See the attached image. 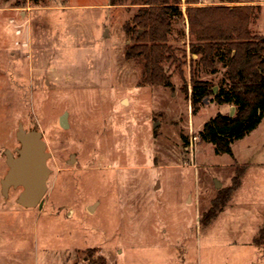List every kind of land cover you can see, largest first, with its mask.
Masks as SVG:
<instances>
[{"label":"rangeland","instance_id":"obj_1","mask_svg":"<svg viewBox=\"0 0 264 264\" xmlns=\"http://www.w3.org/2000/svg\"><path fill=\"white\" fill-rule=\"evenodd\" d=\"M219 2L193 8L259 6L250 31L264 37V0ZM137 8L0 0V181L19 125L42 134L50 170L41 209L0 188V264H264V117L233 156L201 143L203 124L227 109L207 99L192 114L181 91L185 83L190 92L198 60L188 53L187 6L169 36L185 51L181 72L165 68L172 88L142 86L141 65L124 58L123 27ZM193 67L219 87L221 65L214 74ZM235 179L217 217L201 225Z\"/></svg>","mask_w":264,"mask_h":264},{"label":"trees","instance_id":"obj_2","mask_svg":"<svg viewBox=\"0 0 264 264\" xmlns=\"http://www.w3.org/2000/svg\"><path fill=\"white\" fill-rule=\"evenodd\" d=\"M37 4L40 0H29ZM109 7L137 6V11L123 29L130 43L124 58L142 67V86L172 88L171 76L165 71L181 72L185 51L174 48L169 36L174 20L183 18L181 4L187 6L188 53L198 57L189 63L190 92L184 83L181 91L188 96L192 114L199 112L202 103L211 99L217 106L232 105V117L217 114L207 121L198 137L201 143L213 147L214 154L233 156L231 146L252 133L264 117V37L253 35L250 26L260 7L229 10L222 7L193 8L197 0H107ZM260 0H220V4L254 3ZM181 53L182 56H178ZM214 74L216 65L224 74L216 93L210 81L196 77L194 67ZM219 194L200 224L208 226L225 205L228 195L238 188ZM264 235V229L260 230ZM93 264H106L97 259Z\"/></svg>","mask_w":264,"mask_h":264},{"label":"water","instance_id":"obj_3","mask_svg":"<svg viewBox=\"0 0 264 264\" xmlns=\"http://www.w3.org/2000/svg\"><path fill=\"white\" fill-rule=\"evenodd\" d=\"M66 119L67 115L63 114L59 120L63 129L67 128ZM15 139L18 148L14 153L8 150L4 152L7 172L0 181L1 194L7 199L10 190L19 189L16 199L18 206L24 209H41L50 175L46 144L39 131H27L22 125L18 126Z\"/></svg>","mask_w":264,"mask_h":264},{"label":"crops","instance_id":"obj_4","mask_svg":"<svg viewBox=\"0 0 264 264\" xmlns=\"http://www.w3.org/2000/svg\"><path fill=\"white\" fill-rule=\"evenodd\" d=\"M217 90H218V88H216L215 90L213 89V92L216 93ZM219 107H224V108L227 109V113H225L226 116H230V117H232V116L230 115V112H234V113H235V108H234L232 105H222V106H219ZM228 112H229V114H228ZM221 115H222V114H221ZM204 124H205V123H204ZM204 124H203V125H204Z\"/></svg>","mask_w":264,"mask_h":264},{"label":"built area","instance_id":"obj_5","mask_svg":"<svg viewBox=\"0 0 264 264\" xmlns=\"http://www.w3.org/2000/svg\"><path fill=\"white\" fill-rule=\"evenodd\" d=\"M203 1H204V0H198V3H199V4H203Z\"/></svg>","mask_w":264,"mask_h":264},{"label":"flooded vegetation","instance_id":"obj_6","mask_svg":"<svg viewBox=\"0 0 264 264\" xmlns=\"http://www.w3.org/2000/svg\"><path fill=\"white\" fill-rule=\"evenodd\" d=\"M15 155V154H14Z\"/></svg>","mask_w":264,"mask_h":264}]
</instances>
